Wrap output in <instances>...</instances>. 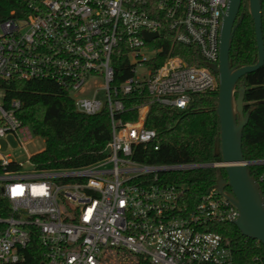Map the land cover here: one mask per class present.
Here are the masks:
<instances>
[{
    "label": "built area",
    "instance_id": "obj_1",
    "mask_svg": "<svg viewBox=\"0 0 264 264\" xmlns=\"http://www.w3.org/2000/svg\"><path fill=\"white\" fill-rule=\"evenodd\" d=\"M229 0H26L0 22V82L50 80L69 91L77 112L106 109V157L79 168L37 169L4 151L33 134L18 118V99L0 87V264H102L105 247L141 255L150 264H238L214 227L233 223L237 208L213 189L195 204L168 171L214 163L148 164L132 158L157 142L144 120L150 103L184 109L193 94L217 89L222 15ZM146 32L156 37L146 39ZM168 43L193 49L171 55ZM145 94L135 120L123 102ZM158 149V145L154 146ZM264 165L263 159L247 161ZM264 184V173L259 175ZM259 183V182H258ZM264 195V186L261 190ZM36 238L41 258L24 249Z\"/></svg>",
    "mask_w": 264,
    "mask_h": 264
},
{
    "label": "trees",
    "instance_id": "obj_2",
    "mask_svg": "<svg viewBox=\"0 0 264 264\" xmlns=\"http://www.w3.org/2000/svg\"><path fill=\"white\" fill-rule=\"evenodd\" d=\"M26 0H0V22L13 11L24 10ZM261 28L264 41V0H261ZM241 22L236 27L229 61L232 67L253 64L257 58L253 19L248 12L247 0H242L238 15ZM165 51L170 47L171 55H180L193 63L186 54L193 49L181 45L163 44ZM243 84L244 113L249 112L248 122L242 131V153L244 160L264 158V63L258 69L243 75L237 86ZM5 99H18L21 108L17 112L22 123L28 125L33 134L44 140V148L32 156L37 169L79 168L98 162L106 157V144L110 140V118L103 109L95 115L79 113L74 108L69 91L50 80H8L0 82ZM145 94H128L123 98L125 107L131 112L122 115L124 120H135L136 106L147 102ZM217 89L193 94L186 108L163 106L150 103L144 120L146 128L157 133L156 143L138 145L132 158L148 164L214 163L220 162L215 154V139L219 120L215 112ZM250 174L264 184L259 175L264 165H249ZM226 177L220 166H206L187 170L168 171L161 174L168 183L181 186L183 200L190 206L210 192L218 178ZM226 191H230L226 187ZM214 230L228 241L238 264H264V245L243 236L233 223L216 225ZM28 262L41 258L42 247L36 238L30 240L24 249ZM117 250L118 258L132 260L133 264H150L141 255H131ZM121 256V257H120Z\"/></svg>",
    "mask_w": 264,
    "mask_h": 264
},
{
    "label": "water",
    "instance_id": "obj_3",
    "mask_svg": "<svg viewBox=\"0 0 264 264\" xmlns=\"http://www.w3.org/2000/svg\"><path fill=\"white\" fill-rule=\"evenodd\" d=\"M242 0H229L222 15L219 36V57L217 63L207 66L217 75V101L215 112L219 120L218 135L215 139V154L220 155V167L226 177L220 176L214 189L223 194L234 205L239 215L233 221L243 236L259 241L264 245V195L258 181L250 174L242 153V131L248 122L249 112L244 113L245 86H237L238 80L264 63V41L261 28V0H247L248 12L253 19L257 47L255 63L232 67L229 51L233 34L241 22L238 15ZM146 39L156 37L143 32ZM229 187L230 191L225 188Z\"/></svg>",
    "mask_w": 264,
    "mask_h": 264
},
{
    "label": "rangeland",
    "instance_id": "obj_4",
    "mask_svg": "<svg viewBox=\"0 0 264 264\" xmlns=\"http://www.w3.org/2000/svg\"><path fill=\"white\" fill-rule=\"evenodd\" d=\"M43 148L44 140L39 135L35 134H32L31 137L24 142L23 147L18 145L11 138L8 139V144L4 145V151L9 153L14 160L20 162L26 161L27 153L34 155L43 150ZM116 251V248L105 247L101 255L102 264H133L130 259L118 258V256H116Z\"/></svg>",
    "mask_w": 264,
    "mask_h": 264
},
{
    "label": "flooded vegetation",
    "instance_id": "obj_5",
    "mask_svg": "<svg viewBox=\"0 0 264 264\" xmlns=\"http://www.w3.org/2000/svg\"><path fill=\"white\" fill-rule=\"evenodd\" d=\"M226 189V188H225Z\"/></svg>",
    "mask_w": 264,
    "mask_h": 264
}]
</instances>
